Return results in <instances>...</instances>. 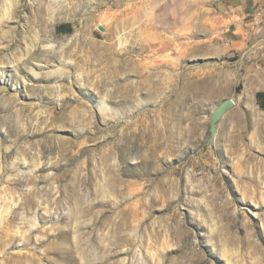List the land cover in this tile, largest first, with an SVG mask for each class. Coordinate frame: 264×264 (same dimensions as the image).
<instances>
[{
  "label": "rangeland",
  "instance_id": "obj_1",
  "mask_svg": "<svg viewBox=\"0 0 264 264\" xmlns=\"http://www.w3.org/2000/svg\"><path fill=\"white\" fill-rule=\"evenodd\" d=\"M228 1L0 0V264H264V32Z\"/></svg>",
  "mask_w": 264,
  "mask_h": 264
},
{
  "label": "crops",
  "instance_id": "obj_2",
  "mask_svg": "<svg viewBox=\"0 0 264 264\" xmlns=\"http://www.w3.org/2000/svg\"><path fill=\"white\" fill-rule=\"evenodd\" d=\"M221 8L232 16L237 46L247 45L258 32H264V0H229Z\"/></svg>",
  "mask_w": 264,
  "mask_h": 264
},
{
  "label": "water",
  "instance_id": "obj_3",
  "mask_svg": "<svg viewBox=\"0 0 264 264\" xmlns=\"http://www.w3.org/2000/svg\"><path fill=\"white\" fill-rule=\"evenodd\" d=\"M101 31H103V28H100ZM235 105V102L233 100H226L223 102L214 112L212 117V122L214 123L217 119H219L227 110L232 108Z\"/></svg>",
  "mask_w": 264,
  "mask_h": 264
},
{
  "label": "trees",
  "instance_id": "obj_4",
  "mask_svg": "<svg viewBox=\"0 0 264 264\" xmlns=\"http://www.w3.org/2000/svg\"><path fill=\"white\" fill-rule=\"evenodd\" d=\"M67 29V30H65ZM59 32L61 33H67V32H70L71 29H70V26H62L58 29ZM258 99L262 101V107L264 106V93H259L258 94Z\"/></svg>",
  "mask_w": 264,
  "mask_h": 264
},
{
  "label": "bare ground",
  "instance_id": "obj_5",
  "mask_svg": "<svg viewBox=\"0 0 264 264\" xmlns=\"http://www.w3.org/2000/svg\"><path fill=\"white\" fill-rule=\"evenodd\" d=\"M30 207V206H29ZM90 259V258H89ZM91 264V263H90Z\"/></svg>",
  "mask_w": 264,
  "mask_h": 264
}]
</instances>
